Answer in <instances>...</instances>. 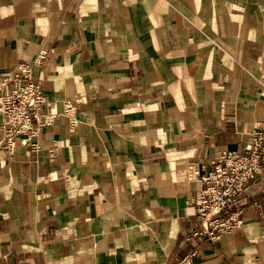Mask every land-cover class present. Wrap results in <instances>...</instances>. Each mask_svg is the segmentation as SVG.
I'll return each mask as SVG.
<instances>
[{
  "label": "crops",
  "instance_id": "obj_1",
  "mask_svg": "<svg viewBox=\"0 0 264 264\" xmlns=\"http://www.w3.org/2000/svg\"><path fill=\"white\" fill-rule=\"evenodd\" d=\"M42 51L56 114L0 145V264H264V162L239 225L197 208L264 133V0H0V85Z\"/></svg>",
  "mask_w": 264,
  "mask_h": 264
},
{
  "label": "built area",
  "instance_id": "obj_2",
  "mask_svg": "<svg viewBox=\"0 0 264 264\" xmlns=\"http://www.w3.org/2000/svg\"><path fill=\"white\" fill-rule=\"evenodd\" d=\"M44 53L40 52L31 61L18 63L1 81L4 138L0 145L8 150L13 148L18 136L33 133V119L40 127L50 123L56 114L52 109L47 110V97L34 72V66L41 63ZM4 86L8 87L7 91L1 90ZM74 107L73 100L65 101L67 114L72 113ZM263 137V131L258 129L243 153L229 149L220 151L212 160L213 168L201 175L207 186L200 192L197 208L205 234L213 235L214 231L230 230L239 225L242 205L248 200L246 185L258 176L264 162V153L259 149Z\"/></svg>",
  "mask_w": 264,
  "mask_h": 264
}]
</instances>
